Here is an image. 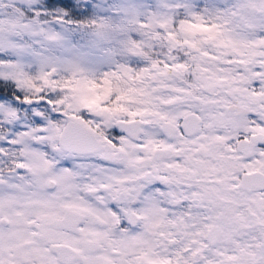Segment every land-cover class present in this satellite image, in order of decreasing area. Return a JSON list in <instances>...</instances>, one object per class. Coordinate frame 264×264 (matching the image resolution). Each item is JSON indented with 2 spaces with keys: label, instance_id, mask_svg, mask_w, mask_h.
I'll return each mask as SVG.
<instances>
[{
  "label": "snow or ice",
  "instance_id": "obj_1",
  "mask_svg": "<svg viewBox=\"0 0 264 264\" xmlns=\"http://www.w3.org/2000/svg\"><path fill=\"white\" fill-rule=\"evenodd\" d=\"M0 264H264V0H0Z\"/></svg>",
  "mask_w": 264,
  "mask_h": 264
}]
</instances>
